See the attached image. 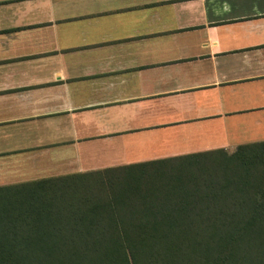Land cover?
<instances>
[{"label":"crops","instance_id":"0c3cea01","mask_svg":"<svg viewBox=\"0 0 264 264\" xmlns=\"http://www.w3.org/2000/svg\"><path fill=\"white\" fill-rule=\"evenodd\" d=\"M264 142V0H0V192Z\"/></svg>","mask_w":264,"mask_h":264},{"label":"trees","instance_id":"16d2710c","mask_svg":"<svg viewBox=\"0 0 264 264\" xmlns=\"http://www.w3.org/2000/svg\"><path fill=\"white\" fill-rule=\"evenodd\" d=\"M0 264H264V142L0 192Z\"/></svg>","mask_w":264,"mask_h":264}]
</instances>
